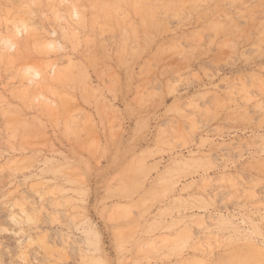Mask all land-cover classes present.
I'll return each instance as SVG.
<instances>
[{
    "label": "rangeland",
    "instance_id": "374dc122",
    "mask_svg": "<svg viewBox=\"0 0 264 264\" xmlns=\"http://www.w3.org/2000/svg\"><path fill=\"white\" fill-rule=\"evenodd\" d=\"M0 264H264V0H0Z\"/></svg>",
    "mask_w": 264,
    "mask_h": 264
},
{
    "label": "bare ground",
    "instance_id": "6f19581e",
    "mask_svg": "<svg viewBox=\"0 0 264 264\" xmlns=\"http://www.w3.org/2000/svg\"><path fill=\"white\" fill-rule=\"evenodd\" d=\"M12 45H13V43L9 44L10 47H11ZM37 74H38L37 71H33V72H32V75H35V76H36Z\"/></svg>",
    "mask_w": 264,
    "mask_h": 264
}]
</instances>
